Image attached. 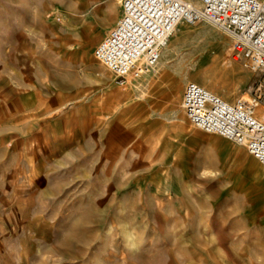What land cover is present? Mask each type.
<instances>
[{
	"label": "rangeland",
	"instance_id": "obj_1",
	"mask_svg": "<svg viewBox=\"0 0 264 264\" xmlns=\"http://www.w3.org/2000/svg\"><path fill=\"white\" fill-rule=\"evenodd\" d=\"M115 1L95 36L80 5L103 0H0V264H264V165L181 104L190 80L239 96L220 93L249 70L231 37L184 20L158 62L177 78L166 104H91L128 85L80 50Z\"/></svg>",
	"mask_w": 264,
	"mask_h": 264
},
{
	"label": "built area",
	"instance_id": "obj_2",
	"mask_svg": "<svg viewBox=\"0 0 264 264\" xmlns=\"http://www.w3.org/2000/svg\"><path fill=\"white\" fill-rule=\"evenodd\" d=\"M122 0L116 24L94 49L119 84L154 69L184 20L209 22L231 37L233 55L254 74L247 94L230 102L187 82L182 106L192 124L247 149L264 165V0Z\"/></svg>",
	"mask_w": 264,
	"mask_h": 264
},
{
	"label": "crops",
	"instance_id": "obj_3",
	"mask_svg": "<svg viewBox=\"0 0 264 264\" xmlns=\"http://www.w3.org/2000/svg\"><path fill=\"white\" fill-rule=\"evenodd\" d=\"M103 1L107 2L105 10L98 11L97 5L88 7L91 10H87L86 5L85 6L80 5V8L85 9V10L84 9L80 10L79 11L80 13L90 12L93 14L92 16L85 18L84 24L86 28H89L90 25L96 22L97 20L98 24L94 31L95 36H98V35L100 36L102 28L109 26L112 23L113 19L110 14H112V11H115V8H116L115 0H103ZM121 12H122V7H121ZM120 16H121V13L119 17ZM119 17L116 19L112 27L116 24ZM87 43L88 42H86L85 44L82 43V45L86 46ZM82 48H80L81 51H82ZM83 55H84V59L86 60V62H88V68H89L88 72L93 73L95 70V67L97 66V61L93 58L92 53L90 55L88 54L87 56L83 53ZM94 57L96 58L95 55ZM75 61H78L81 63V59L77 58L75 59ZM240 66L242 67V70L244 71L245 75L243 77H240L237 80H234L233 83H230V84L227 83L226 88L222 89L221 91L219 90L220 93H222L228 99H233L237 95L241 96L240 94H243L244 91H248L251 85L250 82L254 75L251 74L252 72L250 73L249 70L244 68L242 64H240ZM178 79H179L178 80L179 85H181L188 78L182 79L180 77ZM176 81H177V78H176L175 71L173 69L168 68L166 64H162L161 66L160 64H157V66L151 71L139 77L130 78L127 81L128 85L122 88L120 91H116L115 89H112L109 92H107L106 95L101 94L97 96L94 102H92L91 104H111V105H115V104H166L173 94L172 90L170 91L169 88L171 86H173V88H177ZM33 95H34V92L25 93L22 97L23 104H31L30 100L33 97ZM243 95H246V94H243ZM67 99L69 98L67 97L65 100ZM105 100L106 102H104ZM181 104H182V101H181ZM35 106H36L35 110L37 112V115L41 116V115H48L50 111H53L56 108H65L68 106V104H62V102H60L59 104H55L53 102L44 104L42 101H38ZM83 107L84 106H81V105L76 106L75 108V110L77 111L76 113L83 112L84 111ZM176 118L179 119V116H176Z\"/></svg>",
	"mask_w": 264,
	"mask_h": 264
},
{
	"label": "bare ground",
	"instance_id": "obj_4",
	"mask_svg": "<svg viewBox=\"0 0 264 264\" xmlns=\"http://www.w3.org/2000/svg\"><path fill=\"white\" fill-rule=\"evenodd\" d=\"M199 2V0H198ZM200 3V2H199ZM193 22V21H192ZM85 44V43H84ZM167 46V45H166ZM82 48V47H81ZM81 50V49H80ZM82 52L87 56L88 54L90 55L92 53V45L90 42L87 43L86 46L83 45ZM95 55V53H94ZM93 55V56H94ZM97 58V57H96ZM98 59V58H97ZM99 60V59H98ZM100 61V60H99ZM249 152V151H248ZM250 153V152H249ZM251 154V153H250ZM252 155V154H251ZM253 156V155H252ZM254 157V156H253ZM256 158V157H255ZM257 159V158H256ZM258 160V159H257ZM259 161V160H258ZM260 162V161H259ZM261 163V162H260ZM262 164V163H261ZM263 165V164H262ZM253 166L257 167L260 169V166L258 163H254Z\"/></svg>",
	"mask_w": 264,
	"mask_h": 264
}]
</instances>
